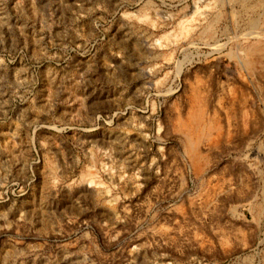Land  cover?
<instances>
[{
	"label": "rangeland",
	"instance_id": "obj_1",
	"mask_svg": "<svg viewBox=\"0 0 264 264\" xmlns=\"http://www.w3.org/2000/svg\"><path fill=\"white\" fill-rule=\"evenodd\" d=\"M0 264H264V0H0Z\"/></svg>",
	"mask_w": 264,
	"mask_h": 264
},
{
	"label": "bare ground",
	"instance_id": "obj_2",
	"mask_svg": "<svg viewBox=\"0 0 264 264\" xmlns=\"http://www.w3.org/2000/svg\"><path fill=\"white\" fill-rule=\"evenodd\" d=\"M194 89L195 88H191V91H190V97H189V101H188V109H187V112H186L187 115H186L185 119L182 120V119H180L181 117L180 118L176 117V120H175L176 122L174 123V128H175V131H177V133L182 137L183 145L185 146V148H184L185 152L190 157L191 162L193 163V166H194V167L193 166L192 167H193V169L195 171L197 170L196 171V173H197L199 171V163H200V160H201V157H200L201 153L199 151V148L200 149L203 148V149H206V150H210L216 144V141H215L216 137H213L211 135V131H212L213 127L210 126V125H209V128L207 127L209 130H210V127H212L210 132L206 133V134L204 133V131H205V130H203L204 126L201 125L202 124V120H203L202 119L203 118V112H204L203 109H202L203 108L202 106L204 104H202V106H201V104H200L201 102L198 101V99H197L199 97H197V94H196ZM198 102H200V103H198ZM204 103H205V100H204ZM212 117H214V115ZM210 119H208V120L210 121ZM211 121H210V123H211ZM215 122L218 123L217 120ZM212 124H213V122H212ZM216 130L214 129V133L215 132L217 133V131H219L221 133V131H220L221 128L218 129L217 131ZM219 138H217V139H219ZM202 165H203V163H202ZM200 168H201V166H200Z\"/></svg>",
	"mask_w": 264,
	"mask_h": 264
}]
</instances>
